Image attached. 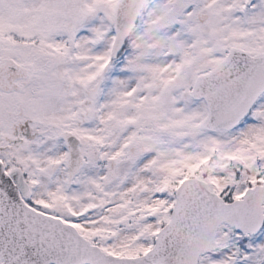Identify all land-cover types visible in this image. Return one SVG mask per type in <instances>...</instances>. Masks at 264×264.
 Returning a JSON list of instances; mask_svg holds the SVG:
<instances>
[{
	"label": "snow or ice",
	"instance_id": "6c2138e0",
	"mask_svg": "<svg viewBox=\"0 0 264 264\" xmlns=\"http://www.w3.org/2000/svg\"><path fill=\"white\" fill-rule=\"evenodd\" d=\"M0 264H264V0H0Z\"/></svg>",
	"mask_w": 264,
	"mask_h": 264
}]
</instances>
